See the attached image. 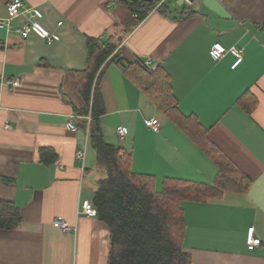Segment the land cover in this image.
<instances>
[{
	"label": "crops",
	"instance_id": "1",
	"mask_svg": "<svg viewBox=\"0 0 264 264\" xmlns=\"http://www.w3.org/2000/svg\"><path fill=\"white\" fill-rule=\"evenodd\" d=\"M10 1L0 0V18ZM24 1L40 8L43 26L60 40H23L20 20L0 30V199L21 214L18 227L0 229V264H108L109 227L78 214L83 201L93 203L105 172L89 134L84 165L76 158L86 141L84 120L77 119V133L67 127L70 115L84 116L77 83L88 67L89 37L116 42L113 54L132 65L106 61L99 89L104 140L122 148L134 173L153 177L159 190L168 179L213 184L219 171L159 106L135 65L149 60L168 77L180 113L194 117L251 178L245 192L182 202L183 248L192 264H264V0H166L168 9L154 8L142 20L120 0ZM215 43L243 50L242 61L233 67L230 52L214 59ZM15 79L19 86L8 84ZM246 91L256 98L251 114L237 103ZM146 119H157L159 129ZM120 126L128 129L123 140ZM55 217L74 230L63 231ZM251 226L262 240L253 251L246 244Z\"/></svg>",
	"mask_w": 264,
	"mask_h": 264
},
{
	"label": "trees",
	"instance_id": "2",
	"mask_svg": "<svg viewBox=\"0 0 264 264\" xmlns=\"http://www.w3.org/2000/svg\"><path fill=\"white\" fill-rule=\"evenodd\" d=\"M142 20L154 8L165 11L169 7L161 0H120ZM88 67L78 74L77 88L85 105L78 112L92 115L89 137L105 176L100 180L93 204L97 216L111 232L108 264H192L191 255L184 251L185 221L182 202H202L220 196L224 191L245 192L251 178L238 168L207 138L194 117L183 116L171 94L168 77L159 68L147 70L136 63L152 92L157 95L159 106L174 122L219 165L213 184L186 180H165L156 190L153 177L136 174L131 170L130 157L121 147L107 143L103 137L100 117L105 113L99 81L106 63H121L113 54L117 43L89 37ZM132 65H130L131 67ZM147 86V87H149ZM247 113H253L256 98L246 91L238 100ZM85 121L81 126L85 127ZM46 151H44V156ZM43 156V154H42ZM46 161V160H44ZM19 208L0 199V229L13 230L19 226Z\"/></svg>",
	"mask_w": 264,
	"mask_h": 264
},
{
	"label": "built area",
	"instance_id": "3",
	"mask_svg": "<svg viewBox=\"0 0 264 264\" xmlns=\"http://www.w3.org/2000/svg\"><path fill=\"white\" fill-rule=\"evenodd\" d=\"M166 0H161V2L157 5H161ZM194 0H187V4L192 5ZM7 9V17L0 18V30H9L11 28L12 22L15 20H20V24L17 27L16 31L21 35L23 40H27L32 34L38 35L40 38L44 39L48 44L55 43L60 40V34L57 32H52L48 30L42 24L43 12L40 10L38 6L28 5L24 0H12L6 4ZM62 25V22L58 23V26ZM227 52H230L235 58V62L233 63V67H236L243 59V50L237 48L226 49L222 44L215 43L210 50L211 56L219 60L221 59ZM147 70L153 72L157 70V65L153 62L146 60L140 61ZM124 69L129 67V63L121 62ZM8 84L11 86H19L21 84L19 79L9 80ZM83 119L86 122V141L84 146L77 149L76 158L78 161L84 165L86 159V149H87V137L89 134L90 123L92 121V115L89 112L87 115L79 116V115H70L69 120L67 121V127L72 133H77L79 131V124L77 123V119ZM145 124L148 128L153 130L159 129V123L157 119H146ZM8 127V125H6ZM117 134L120 139H125L128 134V129L126 127L120 126L117 129ZM78 214L87 215V216H97V210L94 207L93 203L85 200L82 202L80 209L78 210ZM54 223L60 226L63 231H72L74 227H72L64 218L55 217ZM246 244L247 248L250 251L255 250L260 247L262 244V240L259 236H257L254 226L249 227L246 234Z\"/></svg>",
	"mask_w": 264,
	"mask_h": 264
}]
</instances>
